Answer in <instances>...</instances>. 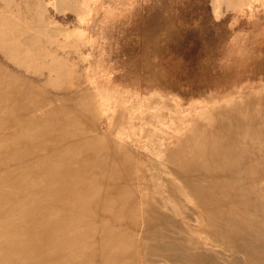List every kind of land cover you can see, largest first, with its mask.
<instances>
[{"label":"rangeland","instance_id":"obj_1","mask_svg":"<svg viewBox=\"0 0 264 264\" xmlns=\"http://www.w3.org/2000/svg\"><path fill=\"white\" fill-rule=\"evenodd\" d=\"M0 264H264V0H0Z\"/></svg>","mask_w":264,"mask_h":264}]
</instances>
